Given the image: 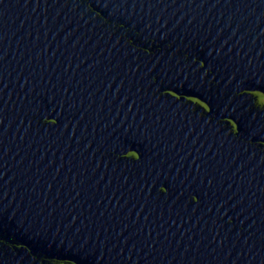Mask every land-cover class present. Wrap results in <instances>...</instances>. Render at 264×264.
<instances>
[{"label": "water", "instance_id": "95a60500", "mask_svg": "<svg viewBox=\"0 0 264 264\" xmlns=\"http://www.w3.org/2000/svg\"><path fill=\"white\" fill-rule=\"evenodd\" d=\"M261 87L264 0H4L0 264H264Z\"/></svg>", "mask_w": 264, "mask_h": 264}, {"label": "snow or ice", "instance_id": "6c2138e0", "mask_svg": "<svg viewBox=\"0 0 264 264\" xmlns=\"http://www.w3.org/2000/svg\"><path fill=\"white\" fill-rule=\"evenodd\" d=\"M3 3H4V0H0V5H2ZM250 92L255 94L254 102H257V100H258L260 106L264 107V87H261L258 89H251Z\"/></svg>", "mask_w": 264, "mask_h": 264}]
</instances>
